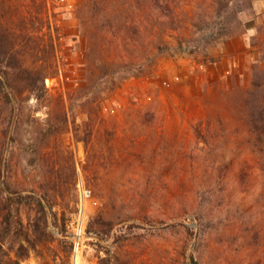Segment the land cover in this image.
I'll list each match as a JSON object with an SVG mask.
<instances>
[{
    "label": "rangeland",
    "instance_id": "374dc122",
    "mask_svg": "<svg viewBox=\"0 0 264 264\" xmlns=\"http://www.w3.org/2000/svg\"><path fill=\"white\" fill-rule=\"evenodd\" d=\"M82 1L45 0L58 71L43 97L24 93L10 121L0 102L2 179L44 196L51 234L19 264H264V125L253 130L245 104L264 66V0H176V24L159 31L170 50L151 72L41 140L47 113L84 81ZM79 185L90 190L81 201ZM78 216L75 250L67 225ZM21 217L29 226L36 212Z\"/></svg>",
    "mask_w": 264,
    "mask_h": 264
},
{
    "label": "trees",
    "instance_id": "16d2710c",
    "mask_svg": "<svg viewBox=\"0 0 264 264\" xmlns=\"http://www.w3.org/2000/svg\"><path fill=\"white\" fill-rule=\"evenodd\" d=\"M245 2L247 9L251 0ZM175 3L176 0H83L75 16L86 41L84 81L50 109L38 138L43 140L59 132L76 107L86 110L90 118L108 92L126 79L150 73L153 59L170 50L159 31L176 24ZM45 8V0H0V102L7 109L8 120L20 108L24 93L39 100L46 90L44 78L58 71L52 33L56 28L51 27ZM29 41L36 57L30 63L24 58ZM186 49L190 53L196 51L194 46ZM135 51L137 55L132 56ZM247 92V117L253 130L259 132L264 125V66L259 63L252 68ZM3 132L5 138L6 131ZM45 202L43 195L12 188L2 179L0 164V264H19L49 239ZM23 206H32L36 212V219L29 226L21 217ZM92 221L106 222L109 230L112 227L100 213ZM92 221L88 230L93 229ZM191 263L197 264L193 260Z\"/></svg>",
    "mask_w": 264,
    "mask_h": 264
},
{
    "label": "built area",
    "instance_id": "2783aa9c",
    "mask_svg": "<svg viewBox=\"0 0 264 264\" xmlns=\"http://www.w3.org/2000/svg\"><path fill=\"white\" fill-rule=\"evenodd\" d=\"M90 195V190L86 189L83 185H79V197L80 201L83 198H87ZM68 229L70 230L72 236V242H73V247L75 250H78L79 244H80V239L82 234L84 233V227L82 221H80V217H77L76 222L74 220L70 222L67 225Z\"/></svg>",
    "mask_w": 264,
    "mask_h": 264
}]
</instances>
